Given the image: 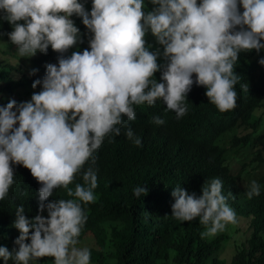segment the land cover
Here are the masks:
<instances>
[{
	"label": "clouds",
	"instance_id": "9594fccd",
	"mask_svg": "<svg viewBox=\"0 0 264 264\" xmlns=\"http://www.w3.org/2000/svg\"><path fill=\"white\" fill-rule=\"evenodd\" d=\"M147 2L0 0L9 49L30 58L26 75L33 87L0 106V204L11 206L19 231L18 248L0 247L4 264L43 258L91 264L90 250L77 247L87 221L82 205L97 199L95 169L110 145H143L132 126L134 106L165 104L178 120L191 114L197 98L224 113L237 106L243 66L264 79V0ZM262 110L226 126L213 146L239 148L243 155V142L235 139L258 125ZM81 172L84 185L75 183L73 190ZM62 189L74 198L63 199ZM222 189L220 178L205 182L199 197L175 187L171 215L184 222L199 217L206 227L201 238L223 232L237 216ZM133 191L147 195L144 186ZM260 191L253 180L246 195Z\"/></svg>",
	"mask_w": 264,
	"mask_h": 264
},
{
	"label": "trees",
	"instance_id": "16d2710c",
	"mask_svg": "<svg viewBox=\"0 0 264 264\" xmlns=\"http://www.w3.org/2000/svg\"><path fill=\"white\" fill-rule=\"evenodd\" d=\"M6 29L0 19V56L4 57L3 61L0 57V106L27 94V88L33 89L28 83L31 78L26 75L30 74L31 60L21 57L17 49H9L13 44L6 37ZM242 70L235 85L237 106L232 112L221 113L197 98L191 103V114L178 120L169 115L171 111L165 104L134 106L136 119L132 126L143 145L130 147L124 142L110 145L95 169L98 186L93 191L97 199L82 205L87 221L77 247L90 250L91 264H264V172L260 169L264 167V155L257 148L264 149L260 122L264 120V110L258 114V125L235 139L236 143L243 142V155L239 148L231 152L213 146L226 126L264 109L262 74L255 78L253 71L244 66ZM245 74L249 80H244ZM244 84L248 90H244ZM157 116L164 120L162 125L153 122ZM249 158L251 161L246 163ZM233 159L238 160L236 174L230 170ZM213 178L222 180V192L236 212L237 223L228 225L229 230L201 238L206 227L199 217L190 222L173 218L175 201L171 193L180 186L199 197L204 183ZM253 180L261 191L259 196L249 199L246 192ZM241 182L246 184L242 186ZM75 183L84 185L82 172L70 185L73 190ZM138 186L146 187L147 195L135 196L133 190ZM62 192L66 194L63 199L74 198L68 197L64 189ZM12 212L6 202L0 204V247L9 251L18 248L14 241L19 236L10 217ZM243 222L247 237L235 240V251L229 261L219 258V252L234 233L236 236ZM48 259L54 258L30 264H46ZM0 264H4L2 258Z\"/></svg>",
	"mask_w": 264,
	"mask_h": 264
},
{
	"label": "rangeland",
	"instance_id": "374dc122",
	"mask_svg": "<svg viewBox=\"0 0 264 264\" xmlns=\"http://www.w3.org/2000/svg\"><path fill=\"white\" fill-rule=\"evenodd\" d=\"M146 3H148L147 0H146ZM151 6H152V5H151ZM0 57H1V56H0ZM7 58H8V57H7ZM1 59H2V61H3L4 57H1ZM9 61H10V60H9ZM12 61H13V60H12ZM239 224H240V223L237 224V227H239ZM226 229L229 230V226H227ZM239 230H240V231H238V233L236 234V236L234 237V234H235V233H234V234H233V238L230 239V240L227 242V244L225 245V247L219 252V255H218L219 258H223V259L229 261L230 258H231V256L233 255V253H234V251H235V245H234L235 240H236V239L239 240V241H243V240H245V238L247 237V233H246V231H245V230H246V225L244 224V222L240 224ZM219 233H221V232H219ZM219 233H218V234H219ZM53 260H54V259H48V260H46V263H47V264H53Z\"/></svg>",
	"mask_w": 264,
	"mask_h": 264
}]
</instances>
